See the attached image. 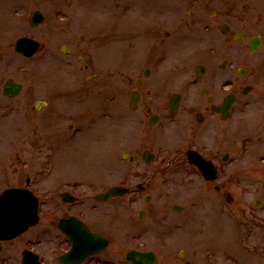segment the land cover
Wrapping results in <instances>:
<instances>
[{
    "label": "flooded vegetation",
    "instance_id": "obj_1",
    "mask_svg": "<svg viewBox=\"0 0 264 264\" xmlns=\"http://www.w3.org/2000/svg\"><path fill=\"white\" fill-rule=\"evenodd\" d=\"M66 1L73 10L81 3ZM109 2L108 14L99 9L79 20L65 13L58 46L54 31L32 35L45 46L29 58L0 45V60L20 56L31 73L29 85L4 78L0 113L31 123L14 126L16 178L0 195L28 189L39 199L38 222L0 238V264H264V152L256 149L264 135L252 126L264 130V0ZM61 68L77 75H61ZM10 78L20 87L13 96L5 93ZM123 104L144 116L149 130L140 135L152 143L165 121L189 114L188 148L217 166L216 180L189 163L187 150L165 164L153 147L128 153L122 174L83 175L85 164L60 168L68 159L61 150L95 139L102 114L116 115ZM229 123L237 132L233 148ZM128 133L133 138L132 126ZM231 157L239 172L223 171ZM174 163L195 169L203 188L187 194L181 182L190 173L166 171ZM116 185L129 190L101 198Z\"/></svg>",
    "mask_w": 264,
    "mask_h": 264
},
{
    "label": "rangeland",
    "instance_id": "obj_2",
    "mask_svg": "<svg viewBox=\"0 0 264 264\" xmlns=\"http://www.w3.org/2000/svg\"><path fill=\"white\" fill-rule=\"evenodd\" d=\"M126 1L127 0L121 2L125 4ZM66 2V0H0V45L6 46L9 54V48L11 45H14L17 38L29 34L43 37L44 34L50 30L54 31L55 44L58 46L61 43L58 37L62 33V23L65 21V13L75 12L78 14L77 17L79 20H84L87 14L93 16L95 13L99 12V9H101L103 13L108 14L112 7L109 0H81L78 6L74 5L73 10L70 8L71 5L68 6L64 4ZM35 9H41L47 13V15H52L50 16L51 26L49 24L47 27L42 26L38 29L30 26L29 17ZM2 35L4 36L2 37ZM7 59L0 60V94L2 93L4 78L12 77L28 85L30 83V62L20 56H15V54L10 56L9 61H7ZM59 71L61 75L63 74L69 78L77 75L76 69L74 68H61ZM2 99L3 97L0 95V100L2 101ZM260 112L261 111H258V115ZM24 117L25 116L22 114H17V112L5 114V116H2V113H0V163H4L3 167L0 168L5 171L4 177L0 176V187L2 184L9 182L8 180L10 179L11 181H15L14 178L16 177L12 176V170L17 166V155L15 154L16 151L13 145L18 134L14 133L16 130L14 126L17 124L23 126L30 125L31 121L28 122ZM142 118H144V116L142 117L141 113H132L125 104H123L121 108H118L115 117L102 115L100 117L101 123L97 128V131H99L97 137L92 139V141L89 140L90 138L82 137L80 144H76L73 149L69 151L71 153L61 150L60 156L68 159L59 162V167L61 168V166H65V164L72 166H82L85 164L86 170H84L83 175L91 174V176H94V174L98 172L122 174L129 171V164L126 158L127 154L138 152L140 149L144 150L146 147L150 149L152 144H155L153 146L154 150L160 152L161 158L162 156L166 158L165 164L170 162V160L172 161L174 156L178 155L181 159L184 157L183 152L188 149L189 145V138H187L186 135L187 124H189L190 120L189 114L186 113L183 115L182 121L171 123L165 121L164 126L160 125L158 127L160 137L156 135L154 143H152L153 140L151 139L150 141H144L141 136L142 134L140 135L143 131L149 130V128L144 129L143 125H141L140 121ZM56 119V123L60 125L69 123V120H62L58 117ZM131 126L133 129V138L128 133ZM229 126V146L233 148L232 142L237 132L235 125L229 123ZM252 126L260 130L264 135V130L260 122H255V126ZM256 149L258 153H263L264 144L258 145ZM220 150L223 154L226 152L225 148H221ZM1 155H3L4 158H2ZM168 167L169 170L166 171L169 172L190 173L189 176H182L184 180L181 182L185 190L187 189V194H193L195 188H197L198 191L203 188L196 174L197 171L190 165L186 163H174ZM240 168L241 165L234 157H231L229 162L223 165V171L226 173L239 172ZM259 170L262 172L264 168H260ZM70 171V168L66 166L65 172L69 173ZM107 179L111 182L115 179H120V176H109ZM104 180H106L105 177H103V181Z\"/></svg>",
    "mask_w": 264,
    "mask_h": 264
},
{
    "label": "water",
    "instance_id": "obj_3",
    "mask_svg": "<svg viewBox=\"0 0 264 264\" xmlns=\"http://www.w3.org/2000/svg\"><path fill=\"white\" fill-rule=\"evenodd\" d=\"M19 44V46L26 47H30V44L36 45L30 40L20 41ZM9 88L11 95H15L19 91L18 86L12 85ZM188 155L192 157L190 153ZM200 165L208 166L205 162H201ZM118 189L120 190V188H115L114 191ZM37 208L36 198L28 192L6 191L0 197V236H14L23 231L29 223H35L37 221Z\"/></svg>",
    "mask_w": 264,
    "mask_h": 264
}]
</instances>
